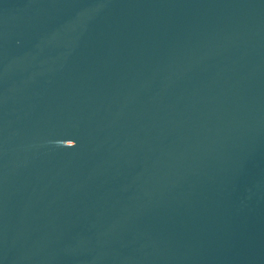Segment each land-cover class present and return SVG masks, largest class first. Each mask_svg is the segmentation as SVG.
<instances>
[{"label":"water","instance_id":"water-1","mask_svg":"<svg viewBox=\"0 0 264 264\" xmlns=\"http://www.w3.org/2000/svg\"><path fill=\"white\" fill-rule=\"evenodd\" d=\"M0 264H264V0H0Z\"/></svg>","mask_w":264,"mask_h":264}]
</instances>
